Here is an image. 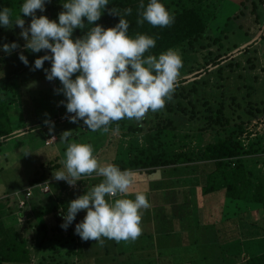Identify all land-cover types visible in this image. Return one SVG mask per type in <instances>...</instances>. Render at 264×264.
Masks as SVG:
<instances>
[{
  "label": "rangeland",
  "instance_id": "374dc122",
  "mask_svg": "<svg viewBox=\"0 0 264 264\" xmlns=\"http://www.w3.org/2000/svg\"><path fill=\"white\" fill-rule=\"evenodd\" d=\"M64 2L66 0H50V3H46V10L43 13L37 11V17L44 15L58 22V14L63 11ZM204 4L208 14L211 15L206 36L211 37L197 42L194 47L178 48L183 61L179 84L173 99L158 112V115L162 113V116L164 114V117L171 119V124H166L170 127H165L166 121L163 123L156 121L155 114L151 112L139 124L135 120L119 121V132L115 134L112 129L116 128V124L111 125L109 133H102L91 132L83 121L71 123L68 116L72 114H68L64 106L67 103L66 98L57 91L62 85L58 80L46 79L44 69L50 70L49 61L44 63L43 69L36 70L33 66L1 86L0 91L3 93L1 98H6L8 111L7 121L1 119L0 127L12 130V133L0 137V208L2 207L3 212L2 220L6 224L12 225L21 235L26 228L25 235L30 236L29 245L32 246L29 248L30 262L23 264H115L116 262L112 257V251H108V254L104 251L94 253L93 249L90 252H82L81 241L76 239L79 236L71 227L83 221L85 211L79 212L69 225L71 232L67 238L61 236L60 241L54 240L53 243L45 241L40 247L34 246L37 232L35 224L38 222L43 224L47 221L48 224L53 225L55 222L56 214L53 216V212L48 209L49 204L51 206L53 203L56 204L55 200L53 202L55 198L49 194L50 185L58 183L63 186V198L56 199L59 204L57 212L59 221H64L69 203L79 197L68 196V189L73 190L74 187L68 184L66 186L65 181H57L54 178L56 172L63 169L61 161L65 159L67 143H89L93 145L94 155L101 163L115 164L121 170L130 169L135 175L140 171H148L151 167L135 166L132 160L141 159L148 163L155 154L182 153L189 157L185 163L162 167L169 168L168 171L172 173L173 180H169L170 183L183 182L184 185H192L194 183L191 173L198 171L202 162L200 155L206 145L215 143L224 135L236 131L241 124L244 129L246 123L264 118V115H261L264 108V28L260 34L264 26V0H204ZM30 22L31 18L25 22V27H28ZM20 32L21 29L15 25L0 32V78L24 64L19 59L20 54H23L28 62L46 54L50 55L45 51L32 53L26 50ZM215 38L217 39L214 40ZM13 42L20 47L10 54L5 53L3 45ZM12 90L14 96L10 93ZM217 111L227 119L226 124H215L206 120V117ZM52 125L54 127L50 131ZM155 126L167 129L157 133L159 131ZM136 127V131H133ZM21 130L26 132L20 134ZM65 131H71L72 134L67 142L62 143L60 137ZM48 136H55L56 142L46 145L45 140ZM147 137L153 145L151 149L148 147ZM239 141L242 146L244 143H241L240 139ZM257 142L261 144L257 145ZM249 145H252V148L261 146L257 153L262 154L264 160V134L252 138L248 142ZM249 159L244 158L242 166L253 173V181L264 182V171L260 172L259 168L249 162ZM53 162L57 166L54 167ZM40 165L46 168L48 166L49 170L43 172ZM42 172L44 178L52 174L51 178H46L40 183L43 186L40 194L44 195H39L37 187L30 191L36 199L43 196L44 204L49 203L48 207L44 209L43 215L39 216L42 218L40 221L34 220L30 215L20 219L19 222L15 216L22 214L21 209L26 208L25 205L20 206L23 198L18 195L17 188L28 186V181L40 177ZM98 179L101 178L93 176L78 181V188L82 187L83 190L81 195L98 184L100 182ZM205 179L203 177V181ZM158 183L161 188V181ZM5 192L11 195L3 199ZM172 195L177 196L178 193L173 191ZM217 195L218 198L211 201L213 205L218 208L223 206V199L227 203L222 211L212 209L208 215H206L208 209L205 203L201 209L204 223L209 225L214 220L221 222L225 218H228L229 223H234L239 212L237 205L241 201L229 199L221 191H217ZM182 196L187 198L188 204L197 202L196 194L191 196L186 192L177 197L182 199ZM27 222L30 224L24 227ZM37 233L43 235L42 232ZM231 243V249L239 251L237 241L233 239ZM226 245H223L222 249H227ZM103 246L109 245L107 243Z\"/></svg>",
  "mask_w": 264,
  "mask_h": 264
},
{
  "label": "clouds",
  "instance_id": "9594fccd",
  "mask_svg": "<svg viewBox=\"0 0 264 264\" xmlns=\"http://www.w3.org/2000/svg\"><path fill=\"white\" fill-rule=\"evenodd\" d=\"M50 0H24L20 14L15 16L10 8L0 10V26H17L25 41L24 48L32 53L49 52L35 60L34 68L43 69L49 61L51 68L44 69L48 81L58 80L67 103L64 105L71 123L83 121L91 132L113 134L119 132V121L135 120L138 124L149 112L162 111L173 99L179 84L183 61L178 49H168L158 56L151 50L156 39L146 34L133 38L128 35L130 24L124 17L132 14L131 8H112L110 15L120 16L112 28L96 24L109 5V0H66L58 22L43 13ZM31 17L28 27L21 18ZM137 25L147 22L153 28L170 27L175 16L160 0H141L137 10ZM92 25L82 38L73 39L76 29L84 30ZM20 46L13 42L4 44L3 51L10 54ZM19 59L27 66L23 55ZM73 77H75L73 79ZM63 103V101L61 102ZM46 123H50L46 121ZM52 125L50 131H52ZM71 131H65L60 139L68 141ZM55 137H53V140ZM63 169L55 174L57 181H65L75 187L86 177H99L101 181L86 194L72 200L64 215L61 228L67 230L77 214L85 211L82 222L76 224L75 233L83 241H95L103 245L105 239L117 243L135 242L142 235V217L151 208L147 196L137 192L135 198H127L134 185L135 173L121 170L112 163H101L89 143H67Z\"/></svg>",
  "mask_w": 264,
  "mask_h": 264
},
{
  "label": "crops",
  "instance_id": "0c3cea01",
  "mask_svg": "<svg viewBox=\"0 0 264 264\" xmlns=\"http://www.w3.org/2000/svg\"><path fill=\"white\" fill-rule=\"evenodd\" d=\"M21 131L20 134L26 132ZM261 155L254 152L246 156L250 158V163L259 168L260 172L264 171V160ZM253 157L257 159H251ZM202 165L201 162L198 171L191 173L194 183L192 185H184L183 182L170 183L169 180H173V176L166 167V169L156 167L149 168L148 171H138L141 174L135 175L133 188L127 198L134 199L137 192H143L151 203V208L146 210L142 217V235L135 242L130 243H117L114 240L105 239L103 244L108 243V247L92 240L83 241L78 237L76 239L81 241L82 252H90L93 249L94 253L104 251L108 254V251H112V257L116 259L115 264H243L249 256L264 253V182H256V189L252 191L254 202L241 201L237 205L239 212L234 223H229L228 218H225L221 222L214 220L212 224L206 225L201 213L203 205L207 204L206 215H208L212 209L222 211L227 202L223 199V206L219 208L211 202L218 198L217 191L223 193V189L203 195L202 189L205 186L203 183H206L213 168L212 165H204V167ZM203 177L206 178L205 181ZM98 180L101 181V179ZM159 181H161V188L158 185ZM64 185L67 186V183L65 182ZM26 187L17 188L19 196L24 195L23 191ZM62 187L58 183L51 184L49 194L55 198L53 202L55 200L57 203L56 199L63 198ZM68 191V196L75 197L83 192L82 187L78 188V184L73 190L68 189ZM173 191L178 193L177 196L186 192H189L191 196L196 194L197 202L188 204L184 195L181 199L172 195ZM9 194L5 192L4 195ZM48 204H44L43 196L36 199L33 194L26 200L24 207L26 209H21L23 213L16 215L15 218L20 222V219L32 215L34 220H37L40 215H43ZM54 205V203L52 206L49 204L48 209L52 211ZM233 239L237 241L241 251L236 258L238 251H233L232 243L230 244ZM130 244L132 246H129ZM223 245H226L228 252L227 249H222Z\"/></svg>",
  "mask_w": 264,
  "mask_h": 264
},
{
  "label": "trees",
  "instance_id": "16d2710c",
  "mask_svg": "<svg viewBox=\"0 0 264 264\" xmlns=\"http://www.w3.org/2000/svg\"><path fill=\"white\" fill-rule=\"evenodd\" d=\"M24 0H0V10L3 8H10L13 12V23L15 21V16L20 14V8L23 4ZM145 5L149 2V0H143ZM169 12L173 13L175 16V22L166 28H153L147 22H145L142 26L137 25L136 21L139 18L137 15L138 5L141 3V0H109V5L104 10L102 17L96 24L102 26L103 28H112L115 27L120 20V16L118 15H110L109 11L112 8H117L121 10V14L123 9L131 8L132 14L130 16L124 17L128 20L130 27L128 30V35L130 37H135L137 33L146 34L152 36L156 39V47L151 50L152 54L159 55L168 49H178L182 46L194 47V45L203 40L207 39L211 36H206V32L209 30V22L211 20V15L208 14V10L206 5L204 4V0H160ZM21 18L28 22L31 17H24L21 14ZM257 19V16H255ZM86 28L84 30L76 29L73 33V39L82 38L86 31L89 30L92 25H87V21L85 20ZM3 29H6L0 26V32ZM215 38L214 40H216ZM1 40V36H0ZM36 59L28 62V65L22 64L20 67L14 69L12 72L0 78V88L2 85L9 83L16 77H19L23 72L27 71L31 67L34 66ZM11 90V89H10ZM11 95L14 96V91H10ZM3 93L0 91V121L1 119L6 118V114L8 111V103L6 102V98L2 99L1 96ZM171 109V108H170ZM261 115H264V108L261 112ZM155 114L156 121L161 123L165 122V127H168L171 124V119L162 116V113L158 115ZM206 120L212 121L215 124L227 123V119L223 117L220 111H217L215 114L206 117ZM242 124L237 125L238 129L236 131H232L228 135H224L222 138H219L215 143H210L205 146V149L202 151V155H200V159L205 166L212 165V171L208 175L205 186H203L202 193L203 195L208 194L215 190L223 189L225 192V196L229 199L239 200V201H250L254 202V192L256 189V182L252 180L253 173L250 172L247 168L242 166V160L246 158V156L257 152L258 148H252V145H249L247 149H244L239 141V137L241 136L243 129ZM156 127V126H155ZM156 127L159 132L166 130L167 128ZM170 127V126H169ZM137 127L133 129L136 131ZM161 131V132H160ZM12 130L2 129L0 127V137L6 136L10 134ZM148 142L150 138L147 137ZM259 141V140H257ZM260 145L261 143H256ZM148 147L151 149L153 147L152 143L149 142ZM189 157L182 153H176L173 155L168 154H155V156L150 160V162L145 163L144 160H135L131 161L135 166H139L141 168L151 167H162L167 165H175V164H183L185 163ZM49 163V162H48ZM47 163V164H48ZM53 166H57L54 162ZM43 172L49 170V167H44L40 165ZM52 168V166L50 167ZM43 172L37 178L30 179L28 181V186L32 190L37 187L38 193L40 194V188L38 185L45 181L46 178H51L50 175H47L46 178L43 177ZM51 186V185H50ZM26 187V188H27ZM249 191V194H248ZM259 196V194H256ZM261 195V194H260ZM31 196H33L31 194ZM6 196L3 197V199ZM23 197V196H22ZM261 202V200H259ZM56 202V201H55ZM26 204V202H25ZM1 206V205H0ZM2 208V207H1ZM0 208V264H23L30 262L31 252L29 248L32 247L29 244L30 236L27 233L25 228V232L23 235L19 234L12 225H8L5 221L2 220V210ZM59 204L56 203L52 209L53 216L55 215V222L53 225L48 224L47 221L38 222L35 224V230L37 232H42L43 235H39L36 232V236L34 237V242L36 247H40L45 241L49 243H53L54 240L60 241L61 236L67 238L71 232V229L68 227L67 230L61 228V225L64 223L63 220L59 221L57 219ZM42 218L37 219L40 221ZM30 223H26L24 227ZM23 226V225H22ZM76 226V225H75ZM75 226L71 227L75 229ZM29 227V226H28ZM38 234V236H37ZM39 242V243H36ZM240 250L238 251V255H235V258L240 255ZM243 264H264V253L259 255H252L245 260Z\"/></svg>",
  "mask_w": 264,
  "mask_h": 264
},
{
  "label": "built area",
  "instance_id": "2783aa9c",
  "mask_svg": "<svg viewBox=\"0 0 264 264\" xmlns=\"http://www.w3.org/2000/svg\"><path fill=\"white\" fill-rule=\"evenodd\" d=\"M263 28H264V26L262 27L261 32L259 31L260 34L262 33ZM261 134H264V118L258 119V120H252L249 123H246L245 127L243 129V132H242L239 139L241 140V143H244V144H242V146L246 149L248 146V142H250L252 138L255 139L257 136H259ZM53 137H55V136H48L45 140V144L51 145L52 143H54L56 141V137L54 140H53ZM38 186L41 187L40 188V191H41L43 186L41 184ZM25 190H26L25 192L23 191V193H24V195L22 197L23 200L20 202L21 207H23L25 205L26 199H28V197H30L32 194L30 191L31 188H27Z\"/></svg>",
  "mask_w": 264,
  "mask_h": 264
}]
</instances>
